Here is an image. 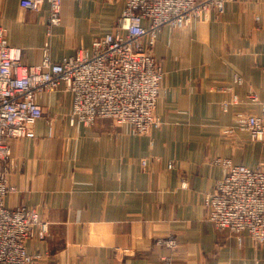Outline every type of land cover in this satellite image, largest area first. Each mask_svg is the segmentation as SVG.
I'll return each mask as SVG.
<instances>
[{"label": "crops", "instance_id": "0c3cea01", "mask_svg": "<svg viewBox=\"0 0 264 264\" xmlns=\"http://www.w3.org/2000/svg\"><path fill=\"white\" fill-rule=\"evenodd\" d=\"M20 1L0 0V26L29 66L45 48L53 62L90 48L125 7L64 0L62 23L50 26L48 3L31 11ZM153 52L164 71L155 109L162 126L148 134L111 119L72 125L71 93L36 96L43 117L35 137L11 141L15 190L5 199L37 208L49 224L45 238L28 242L40 256L33 264H264V245L218 230L204 204L225 173L216 159L264 168L261 144L236 123L239 113L264 111V0L228 3L185 29L165 26ZM171 234L176 249L159 244Z\"/></svg>", "mask_w": 264, "mask_h": 264}, {"label": "built area", "instance_id": "2783aa9c", "mask_svg": "<svg viewBox=\"0 0 264 264\" xmlns=\"http://www.w3.org/2000/svg\"><path fill=\"white\" fill-rule=\"evenodd\" d=\"M63 1L21 0L20 6L40 11L48 3V24L58 26ZM235 1L125 0L113 30L96 36L90 48H80L60 62H53L45 48L40 63L32 66L23 62V49L11 46L6 29L0 26V264H33L40 256L29 252L28 242L43 239L49 232L37 208L5 204L7 194L15 190L9 183L15 169L11 141L35 137L36 123L43 117L36 96L59 90L71 93L72 125L89 127L111 119L137 135L159 129L162 123L155 109L164 71L153 52L159 32L165 26L185 29L195 19L222 14ZM251 98L257 100L255 94ZM236 123L264 150V111L260 115L239 113ZM147 162L143 160V166ZM215 164H222L225 173L205 194L209 220L218 230L236 235L239 242L247 233L256 244L264 245L263 165L251 168L230 159H216ZM159 244L178 247L172 234Z\"/></svg>", "mask_w": 264, "mask_h": 264}, {"label": "rangeland", "instance_id": "374dc122", "mask_svg": "<svg viewBox=\"0 0 264 264\" xmlns=\"http://www.w3.org/2000/svg\"><path fill=\"white\" fill-rule=\"evenodd\" d=\"M157 130V129H156ZM148 134V133H147ZM173 169V168H172ZM236 236V235H235Z\"/></svg>", "mask_w": 264, "mask_h": 264}]
</instances>
